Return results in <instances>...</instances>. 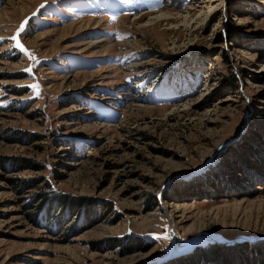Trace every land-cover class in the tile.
<instances>
[{"label": "rangeland", "instance_id": "obj_1", "mask_svg": "<svg viewBox=\"0 0 264 264\" xmlns=\"http://www.w3.org/2000/svg\"><path fill=\"white\" fill-rule=\"evenodd\" d=\"M153 1L0 0V264H264V0Z\"/></svg>", "mask_w": 264, "mask_h": 264}, {"label": "trees", "instance_id": "obj_2", "mask_svg": "<svg viewBox=\"0 0 264 264\" xmlns=\"http://www.w3.org/2000/svg\"><path fill=\"white\" fill-rule=\"evenodd\" d=\"M230 35H231V33H230ZM232 37L230 36V39H231ZM231 42L233 43V44H235L236 42H237V40L236 39H231ZM230 81H232V85H233V87L235 88V89H237L238 88V84H239V81H237V79H236V76L233 74V73H231V75H230ZM254 138H257L256 137V135L255 134H253L252 136H251V139H254ZM259 138V137H258ZM236 143H238V142H236ZM236 143H234V144H236ZM245 144H247V142L245 143ZM233 145V144H232ZM246 146V145H245ZM260 146H262V145H260ZM247 149V148H246ZM245 147H244V152H245ZM262 151H264V150H262ZM261 153V152H260ZM247 155H251L252 156V154L250 153V151H247ZM263 156L262 157H250L249 159L247 158V156L246 157H244L245 159H247V160H249V161H253L254 163H258L259 165H260V163H262V164H264V153L262 154ZM256 156V155H255ZM229 157H231V156H229ZM229 157H227V158H229ZM227 158H225V159H219L218 161L219 162H217L215 165H213L215 168L214 169H212V170H214V172H212V170L210 171V172H208L209 170H210V168H212V166L210 167V168H208V169H206V170H204V172H202V173H200V174H198V175H196V176H194V177H192L191 178V180L192 179H194V178H198V179H200L199 178V175H201V174H204V173H206V172H208L205 176H204V178L202 179V180H199L198 181V183H207L208 185L207 186H209V184H212L213 185V183H216V185H215V188L214 189H217V188H219L220 187V184H226L227 182L229 183L230 181H233V179L232 178H230L229 176L230 175H234L235 177L236 176H241L240 178L241 179H239L240 181H241V183H244V182H247L248 180L246 179L245 180V176H247L248 175V173H246L242 168H241V166H239V161L237 162V161H235V160H231V159H229V160H227ZM6 161H3L2 160V158H0V163H1V167L4 169V163H5ZM6 164V163H5ZM225 165L226 166V168H225V170H224V172H222V165ZM246 173V174H245ZM252 177V176H251ZM238 179V178H237ZM24 183H23V185H26V183H27V185L28 186H31V185H33V184H30L29 182H25V181H23ZM211 182V183H210ZM185 186H190V185H185ZM34 187V186H33ZM217 187V188H216ZM213 189V190H214ZM55 199V198H54ZM56 201H58V206H59V211H61V210H63V211H67V213H68V215L69 214H72L73 212H75V213H77L78 214V211H80V209L81 208H83V207H86V205L87 204H85L86 202H84V203H80V202H78V201H76V200H72L71 198H68V197H56ZM172 201H174V199L172 198L171 199V202ZM50 207L51 206H49V208H47V210H45V212L44 213H42L43 215H45V216H43L44 218H45V220L47 221L48 219H49V217H50ZM88 207V206H87ZM89 208V207H88ZM109 208L111 209V207L109 206ZM76 214V215H77ZM136 242V246H138V244H140V245H142V247H143V243L141 242V241H135ZM125 243L123 242V241H119V240H115L114 242H113V244H111V246H113V247H118V248H121V247H123V246H125L124 245ZM218 248H216L215 247V245L214 246H211L210 248H208V249H206L205 251H200V253H202V255H203V257L206 255V254H209V253H212V255H213V257L214 256H216V253L214 252V251H218L217 249H219V248H223V247H221V246H217ZM241 248H243V247H241ZM187 256V255H186ZM178 262L179 261V259L178 260H174L173 262ZM262 263V262H261ZM164 264H170V261L169 262H166V263H164Z\"/></svg>", "mask_w": 264, "mask_h": 264}, {"label": "snow or ice", "instance_id": "obj_3", "mask_svg": "<svg viewBox=\"0 0 264 264\" xmlns=\"http://www.w3.org/2000/svg\"><path fill=\"white\" fill-rule=\"evenodd\" d=\"M27 24V20L24 21V23L21 24L19 31L17 32L16 36L13 37V39L16 41L15 46L21 51L23 52L25 55H31L30 53L27 52V49L24 47L23 44H21L20 40H19V36L20 33L24 32V28L25 25ZM26 71H31L30 69H27ZM30 87H33L35 89H37V94H38V85H31Z\"/></svg>", "mask_w": 264, "mask_h": 264}, {"label": "bare ground", "instance_id": "obj_4", "mask_svg": "<svg viewBox=\"0 0 264 264\" xmlns=\"http://www.w3.org/2000/svg\"><path fill=\"white\" fill-rule=\"evenodd\" d=\"M152 1V0H151ZM155 4H157L158 2H156V0H154L153 1ZM152 10L153 11H156L157 10V8L155 7V8H153L152 9V7L151 8H148V11L146 10V12H148V13H150V12H152ZM75 25H77V24H75ZM87 25H88V23H87ZM75 27H74V25H72V27H65L62 31H61V33L64 35V34H68V33H70V32H73V30H75L74 29ZM79 30H81V31H86L85 29H83V26L82 25H80V27L78 28ZM219 155V154H218ZM218 155H217V157H218ZM174 231H175V229L173 230L172 229V235H171V237H172V239H173V247L175 246V245H177V240L175 239V234H174ZM172 253H173V248H172Z\"/></svg>", "mask_w": 264, "mask_h": 264}, {"label": "water", "instance_id": "obj_5", "mask_svg": "<svg viewBox=\"0 0 264 264\" xmlns=\"http://www.w3.org/2000/svg\"><path fill=\"white\" fill-rule=\"evenodd\" d=\"M220 152V151H219ZM220 154V153H219ZM208 163H211V161H208ZM204 168H205V166H204ZM203 170V169H202ZM170 257H172V255L170 256H168L166 259H168V260H170Z\"/></svg>", "mask_w": 264, "mask_h": 264}]
</instances>
